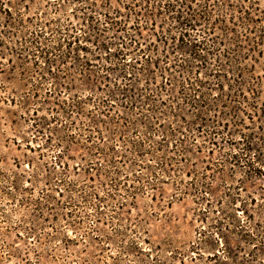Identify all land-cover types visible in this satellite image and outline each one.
<instances>
[{"label":"rangeland","instance_id":"374dc122","mask_svg":"<svg viewBox=\"0 0 264 264\" xmlns=\"http://www.w3.org/2000/svg\"><path fill=\"white\" fill-rule=\"evenodd\" d=\"M133 1L0 0V264H217L224 242L228 264H261L264 181L232 168L206 128L177 134L193 120L167 95L141 99L138 82L125 101L117 63L80 50L83 5L113 15Z\"/></svg>","mask_w":264,"mask_h":264},{"label":"trees","instance_id":"16d2710c","mask_svg":"<svg viewBox=\"0 0 264 264\" xmlns=\"http://www.w3.org/2000/svg\"><path fill=\"white\" fill-rule=\"evenodd\" d=\"M81 9L80 50L91 43L97 55L117 63L113 85L118 95L126 101L138 82H143L141 99L165 105L162 95H167L170 113L185 109L193 120L179 117L183 128L177 127V134L206 128L212 146L228 147L232 168L243 170L251 185L264 181V0H134L124 7L125 14L115 10L113 15L109 4L98 13L90 6ZM45 30H35L31 43L43 74H48L51 51L39 43ZM142 31L153 37L150 43L142 39ZM60 34L71 37L67 31ZM65 41V48L74 43ZM239 197L236 193L230 203ZM247 200L254 202L250 196ZM218 235L217 242L225 240ZM225 244L212 256L217 264L233 258ZM255 252L264 264V246Z\"/></svg>","mask_w":264,"mask_h":264}]
</instances>
